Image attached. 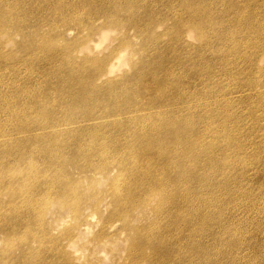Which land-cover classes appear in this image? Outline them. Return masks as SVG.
<instances>
[{
	"label": "bare ground",
	"instance_id": "obj_1",
	"mask_svg": "<svg viewBox=\"0 0 264 264\" xmlns=\"http://www.w3.org/2000/svg\"><path fill=\"white\" fill-rule=\"evenodd\" d=\"M79 3H85L84 15L76 12ZM232 5L231 0H0V33L20 35L16 45L23 51L13 57L0 43V180L4 158L14 147H22L21 156L28 155L35 168L37 153L48 166L49 156L61 165L94 156L104 165L107 158L116 159L122 174L111 181L112 188L142 196L134 202L129 195L131 200L121 203L114 192L122 211L112 218L125 220L139 204L150 207L146 218L151 221L137 228L139 240L131 248L138 254L134 262L250 264L249 251L261 247L263 254L251 264H264V244L252 237L264 235V219L257 218L250 231L249 207L239 206L246 197L240 190L250 178H244L246 139L237 135V127L253 107L247 115L230 114L257 97L232 94L255 88L250 75L257 66L261 71L259 60H264L262 48L248 69H239L235 60L251 56L232 47L246 44L235 32H254L263 23L252 26L239 18L234 23L229 16L245 4L231 10ZM65 31L85 34L80 48L90 50L92 44V56L75 63L63 47L49 54L43 37L64 39ZM113 31L119 37L99 56L101 44L94 38ZM191 33L195 45L188 43ZM233 41L236 45H229ZM118 48L128 51L131 73L103 81L120 61L117 57L109 66ZM230 60L233 76L244 78L226 86L214 68L219 65L229 75ZM73 107L87 111L65 112ZM99 108L102 114L96 115ZM37 177L33 172L31 179ZM8 220L0 212V221ZM45 256L40 264L59 260Z\"/></svg>",
	"mask_w": 264,
	"mask_h": 264
},
{
	"label": "rangeland",
	"instance_id": "obj_2",
	"mask_svg": "<svg viewBox=\"0 0 264 264\" xmlns=\"http://www.w3.org/2000/svg\"><path fill=\"white\" fill-rule=\"evenodd\" d=\"M231 3L234 4L230 6L231 10L245 4L239 12L229 16L234 23L237 18L240 21L249 20L252 26L263 23L262 28L254 32H247L245 29L239 33L235 32L237 37L246 41L245 46L238 48L235 41L229 43L236 45L232 47L238 53L251 56L242 55L234 62L239 69L246 70L249 68L247 63L249 59H255L264 48V0H231ZM84 4L79 3L76 11L78 14L86 13L87 8H81ZM218 4L227 3L219 1ZM31 8L38 7L34 4ZM234 31L235 26L232 32ZM259 32L261 34L258 36ZM129 34L134 36L133 30ZM20 37L9 36V33L2 36L0 33V43L4 44L5 50L13 57L23 54L16 45L22 42ZM77 37V44L66 47L68 42ZM118 37L114 31L105 39L100 38V34L96 35L95 44H101L99 47L101 51L98 50L97 54L99 56L108 54V49ZM43 38L44 48L49 54L63 47L70 53L75 63H81L84 58L92 56L90 52L93 49L92 44L90 50L86 45L80 48L85 41V34L78 35L75 31L74 33L65 31L64 39L58 38L56 34L45 35ZM100 39H103L102 43ZM132 40L136 45L140 44L139 38L132 37ZM188 43L191 45L197 43L194 33L190 34ZM117 57L120 61L116 63ZM230 62L227 66L229 75L219 65L214 68L218 78L226 86L237 84V81L244 78L242 74L233 76V62L231 60ZM259 62H263L261 71L257 66L250 75L251 81L256 82L255 88L244 87L238 92L233 91L232 94L237 97L252 95L257 97L253 102L238 106L236 110L233 107L230 112L231 115L236 112L247 115L250 107H253L248 119L239 123L237 127V135L246 139L243 142L245 151L242 161L245 163L244 178H250L240 190L246 197L244 201H239V206L242 207L244 203L249 207L246 217L250 231L257 218L264 219V60ZM114 63H116L114 73L111 77L104 75L101 78L103 81L130 75V55L126 49L118 48L111 57L109 66ZM39 80L41 81V78ZM39 80H36V84ZM85 111L86 107L65 108V112L72 116L82 115ZM100 114L102 109L99 108L96 115ZM254 118L257 121H250ZM61 141L64 143L63 139ZM9 151L13 154L4 158L3 163H6L7 167L0 180V212L10 217L7 222L0 221V264H40L45 255V258L51 257L55 261L59 259L56 264H146L134 262L133 258L138 254L131 248L139 240L137 228L151 221L146 218L150 207L147 209L139 204L129 218L125 220L112 218L116 212L122 211L119 204L131 200L129 195L134 202L142 196L139 194L134 197V191L130 193V189L127 188L121 190L112 188L111 181L122 174L114 162L116 159L107 158L108 163L104 165V162L94 156L90 157L89 161L87 158L76 164L65 162L61 165L56 163V161L60 163L58 159L49 156L48 166L43 158L39 157L42 155L37 153L32 157L39 162L35 168L31 165L28 155L21 156L22 147H14ZM86 163L89 164L84 167ZM33 172L38 175L36 179H31ZM114 192H118L117 196L121 203H116ZM26 196L28 201L25 203ZM32 196H35L33 200ZM252 237L264 244L263 234L255 232ZM136 251H141V248H137ZM249 254L254 260L251 262L249 259L250 264L256 263L263 251L259 247L250 250Z\"/></svg>",
	"mask_w": 264,
	"mask_h": 264
}]
</instances>
